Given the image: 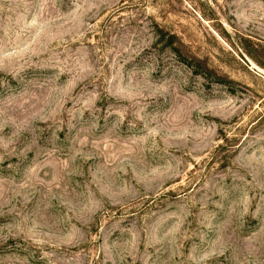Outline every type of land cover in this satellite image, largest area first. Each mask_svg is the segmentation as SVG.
<instances>
[{"label": "rangeland", "instance_id": "1", "mask_svg": "<svg viewBox=\"0 0 264 264\" xmlns=\"http://www.w3.org/2000/svg\"><path fill=\"white\" fill-rule=\"evenodd\" d=\"M0 264H264V0H0Z\"/></svg>", "mask_w": 264, "mask_h": 264}, {"label": "trees", "instance_id": "2", "mask_svg": "<svg viewBox=\"0 0 264 264\" xmlns=\"http://www.w3.org/2000/svg\"><path fill=\"white\" fill-rule=\"evenodd\" d=\"M173 38L172 37H170V40L169 41H171ZM171 42H169V44H170ZM168 44V45H169ZM173 51V50H172ZM176 52V50L174 49V53ZM176 53H178V52H176ZM179 57H181V56H179ZM182 59V63H184L185 65H187V66H191V64H189V62L186 60V59H184V58H181ZM195 73H197V72H195ZM197 75H200V76H203V77H206L207 76V74H205L204 72H202V73H200V74H197ZM209 77V76H208ZM216 81H218V80H216ZM216 83H221V82H216Z\"/></svg>", "mask_w": 264, "mask_h": 264}]
</instances>
